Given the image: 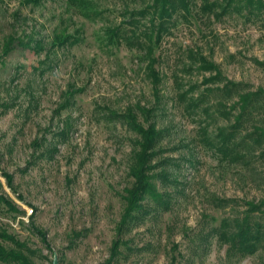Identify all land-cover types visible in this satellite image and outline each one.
I'll use <instances>...</instances> for the list:
<instances>
[{"label":"rangeland","instance_id":"rangeland-1","mask_svg":"<svg viewBox=\"0 0 264 264\" xmlns=\"http://www.w3.org/2000/svg\"><path fill=\"white\" fill-rule=\"evenodd\" d=\"M88 1L85 12L100 15L70 0H0V198L13 207L0 203V234L13 240L0 239V264H16L15 255L29 264H261L264 249L228 254L212 229L264 199V160L219 161L178 95L212 86L209 63L230 82L264 88V15L229 10L217 19L193 0L191 16L163 38L153 84L137 53L104 35L151 0ZM56 34L78 40L48 50ZM8 36L26 45L15 41L5 54ZM136 104L156 108L155 126L167 131L154 161L177 160L179 183L165 187L166 209L145 197L121 228L140 137L115 114ZM147 120L137 113L143 128Z\"/></svg>","mask_w":264,"mask_h":264},{"label":"trees","instance_id":"trees-1","mask_svg":"<svg viewBox=\"0 0 264 264\" xmlns=\"http://www.w3.org/2000/svg\"><path fill=\"white\" fill-rule=\"evenodd\" d=\"M70 2L78 5L84 12L92 8L89 7L88 0ZM192 2L193 0H151L140 10L131 12L125 10L123 16L128 14L129 19L117 26L106 27L105 39L109 45L124 44L134 50L137 53L136 59L145 65L144 71L155 82L153 84H156L159 82L158 67L161 62L158 52L163 38L171 34L177 17L186 20L191 16ZM243 9H246L250 16L261 17L264 15V0H201L199 7L202 14L213 15L217 19L229 10L241 12ZM85 13L87 16L100 15V12L92 10ZM146 18L147 24L143 23ZM124 24L127 25V29L124 28ZM75 34H78L77 30ZM77 40L78 37L75 35L56 34L48 50L72 45ZM15 41L17 46L26 45L13 36H8L2 46L5 54L15 48ZM35 45L37 49H41V42H36ZM188 53L191 61L204 63L201 57L192 56V51ZM258 65L264 67V63ZM208 69L214 75L205 81L212 86L205 88L195 98L192 96V89L178 95L186 116L193 118L198 124L199 141L217 156L219 161L229 164L247 165L250 158L264 160V88L253 90L244 83L230 82L222 78L211 63L208 64ZM154 93L155 104H158L156 88ZM154 109L156 108L144 110L136 104L128 106L123 113L115 114L140 137L136 144L139 148L132 155L130 175L134 181L126 192L127 197L124 198L126 207L121 228L135 219L134 214L145 197L150 198L155 208L166 209L169 206L170 194L164 189L168 185L176 186L179 183L177 173L174 171L178 170L177 160L166 157L159 162L154 161L166 151L159 146L167 131L156 128L157 118L154 116ZM137 113L144 115L146 121L152 118L153 122H150L147 128H143L136 121ZM186 161L192 163L189 159ZM3 177L9 186L11 178L7 175ZM0 203L8 210H13L7 200L0 198ZM244 207L240 212L232 211L230 217L220 220L212 229V234L221 244L227 246V252L231 255H253L258 249H264V199L258 203H244ZM0 239L13 242L12 238L1 234ZM1 248L0 246V250ZM11 257L16 264H29L21 255ZM173 262L175 259L172 257L171 263ZM261 264H264V257Z\"/></svg>","mask_w":264,"mask_h":264},{"label":"water","instance_id":"water-1","mask_svg":"<svg viewBox=\"0 0 264 264\" xmlns=\"http://www.w3.org/2000/svg\"><path fill=\"white\" fill-rule=\"evenodd\" d=\"M54 264H56V262Z\"/></svg>","mask_w":264,"mask_h":264}]
</instances>
